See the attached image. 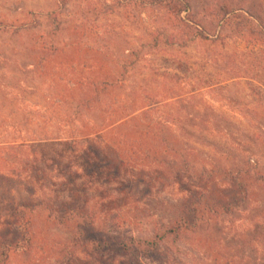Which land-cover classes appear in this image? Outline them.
<instances>
[{
    "label": "rangeland",
    "instance_id": "rangeland-1",
    "mask_svg": "<svg viewBox=\"0 0 264 264\" xmlns=\"http://www.w3.org/2000/svg\"><path fill=\"white\" fill-rule=\"evenodd\" d=\"M149 1L0 0V74L9 77L11 72L32 69L33 58L27 52L35 46L47 49L51 39L60 46L81 41L91 49L90 57L98 54L111 70L121 69L129 51L147 53L137 66L145 70L155 95L152 105L158 110L153 116L181 121L185 129L194 122L199 137L173 123L174 149L165 151L151 137L139 139L136 154L163 151L175 161L174 167L188 163L194 174L168 178L172 171L165 166L167 177L157 181L152 172L160 165L152 168L149 160L117 172L100 163L114 156L98 145L93 146L99 150L93 155L97 161L83 164L86 141L97 143V136L82 140L84 146L82 141L59 139L69 135L60 122L65 112L46 106L40 94L24 98L20 90L12 92L6 87L9 82L0 79V88L10 96L0 102V197L15 202L48 200L54 205L67 201L68 193L57 187L56 180H38L24 162L36 161L52 176L70 165L72 172L85 173L92 186L97 222L86 235L108 241L123 236L150 238L172 221L177 203L201 191L207 198L197 208V229L166 243L144 264H264V0H186L195 20L211 29L210 41L180 32L178 18L147 5ZM221 8L230 14L220 30L215 26ZM12 26L19 30L14 32ZM53 31H58L57 38L50 35ZM165 42V48L158 47ZM72 64L62 61L54 69L62 71ZM139 82L131 79L127 85ZM110 202L111 208L103 207ZM204 202L223 204L226 210H209ZM8 222L5 201L0 202V237L8 234ZM34 223L31 251L8 264L121 262L117 250L95 260L90 247L72 245L74 225L53 226L40 210Z\"/></svg>",
    "mask_w": 264,
    "mask_h": 264
},
{
    "label": "trees",
    "instance_id": "trees-1",
    "mask_svg": "<svg viewBox=\"0 0 264 264\" xmlns=\"http://www.w3.org/2000/svg\"><path fill=\"white\" fill-rule=\"evenodd\" d=\"M147 5L159 6L165 9L166 13L177 17L179 20L177 29L180 32L191 34V39L200 37L205 41H210L211 29L195 20L196 14L186 0H150ZM219 12V20L215 27L221 30L230 13L227 8H221ZM57 27L58 25L55 29ZM12 28L14 32L19 30L17 26H12ZM56 32L58 31H53L50 35L54 37ZM217 33L219 34V31ZM166 43L163 46L160 43L158 47L165 48ZM81 44V41H69L60 46L56 39H51L47 49L35 46L27 52L33 58L32 63L29 64L32 69L11 72L12 75L9 77L3 73L0 74V79L9 82L5 85L10 87L12 92H15L14 89H18L24 98H33L36 94H40L39 96L46 106L65 112V117L60 118V122L64 124V132L69 135L68 137H59V139L63 138L62 140L77 143L89 139L94 134L97 136L99 142L90 144L87 140L86 148L81 149L83 150V164L97 161L93 159V155L99 150L93 146L98 145L109 149L114 156L112 159H102L100 163L106 164V167L117 169V172L123 167L124 169L128 166L136 168V164L141 165L146 160V162H152V168L157 164L163 165V167L158 165L159 167H155L152 172L153 178L157 181L165 180L167 177L163 170L165 166L167 169L169 168V171H172L169 172L168 178H184L183 175L187 173L193 175L194 171L188 163L182 167H174L175 161L167 158L162 153L163 151L155 150V152L147 153L143 149L144 152L141 156L136 154L135 146L140 144L139 139L145 138L144 140L147 141V138L151 137L160 146H164L165 151L174 149L177 141L173 140L175 136L172 132L170 133L173 123L179 124L180 128L190 135L197 136L194 122L189 123L193 127L185 129L184 123L181 121H175L169 117L153 116V112L158 110L152 105V103L155 104V95L153 96L149 78L143 73L145 70L142 71V67L137 66L141 61L146 60L147 53L137 50L129 51L122 58L121 69L117 70L118 68L112 67L113 70H111L109 67L103 66L106 65L105 59L97 58L98 54L90 57L88 52L91 49L84 48ZM158 51L161 52L162 49H158ZM88 59H91L92 62H89ZM62 61L66 63L69 61L73 64L62 71L54 69V67H60ZM131 79L141 82L128 87L127 83ZM12 96L18 99L17 95ZM8 98H10L8 93L0 88V102L2 99L6 101ZM39 102L41 103V101ZM187 122L189 121L185 123L187 124ZM47 139L55 140L54 138ZM81 143L84 146V141ZM212 145L217 147L216 143H212ZM139 147L142 149L141 146ZM28 162H24L28 172L35 173L36 178L43 182L56 180L57 187L68 193L69 200L54 205L48 200L15 202L13 199L0 197V202L5 201V210L10 221L7 225L8 234L0 237V264H8L15 257L25 256L31 251L34 241V218L35 213L39 210L45 213L46 220L53 226L66 228L74 225L72 245L81 244L84 247H90L95 260L98 258L102 260L107 255L111 256L110 254L117 250L116 252L122 258L120 264H144L143 260H151L166 243L180 240L187 233L197 229V208L202 203L200 201H203L201 199L207 198L204 192H191L187 199L175 205V217L172 221L166 226L159 227L150 238L123 236L120 240L98 241L86 235L87 230L95 226L97 217L96 210L91 204L92 186L85 180V173H81L78 169L72 172L70 165H66L62 169L63 173H59L57 177L48 174L44 167H38L36 161L29 159ZM87 168L83 165L82 170L87 171ZM202 172L206 174L207 170ZM106 196L108 197V195ZM103 197L105 196L102 195ZM121 204L116 207H120ZM206 204L209 206V203H205V206ZM103 207L111 208V202ZM212 207L226 210L223 204L216 202L210 204L209 210ZM177 213L178 215H176ZM200 218L204 223L205 217L201 216ZM125 221L124 219L122 223ZM206 223L209 224L208 221ZM124 224L126 225V222ZM68 252L73 254V251Z\"/></svg>",
    "mask_w": 264,
    "mask_h": 264
}]
</instances>
